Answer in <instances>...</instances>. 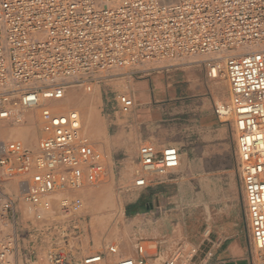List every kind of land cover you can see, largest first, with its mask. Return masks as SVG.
<instances>
[{"label": "built area", "instance_id": "built-area-1", "mask_svg": "<svg viewBox=\"0 0 264 264\" xmlns=\"http://www.w3.org/2000/svg\"><path fill=\"white\" fill-rule=\"evenodd\" d=\"M222 53L229 99L214 111L231 122L247 231L264 264V0H0V131L27 112L40 126L34 148L0 135V264H36L33 252L22 257V231L75 236L83 202L66 193L105 176L106 155L82 135L78 111L55 108L69 86L90 92L107 71L192 56L208 57L213 80L211 58ZM117 99L133 109L132 98ZM136 161L133 188L144 189L179 168L180 151L145 143ZM197 252L177 248L162 264H196ZM133 253L108 245L73 260L51 244L41 264L146 263L141 243Z\"/></svg>", "mask_w": 264, "mask_h": 264}, {"label": "rangeland", "instance_id": "rangeland-1", "mask_svg": "<svg viewBox=\"0 0 264 264\" xmlns=\"http://www.w3.org/2000/svg\"><path fill=\"white\" fill-rule=\"evenodd\" d=\"M203 59L207 57L192 56L145 66L152 71H160L182 61H193L185 66L197 65ZM133 72L132 68L107 71L90 92L83 86L74 87L92 113V133H84L83 119L81 129L83 135L105 153V176L92 187L66 193L81 197L83 202L81 210L74 215L77 234L61 238L45 233L40 237L37 232L22 231L25 240L21 247H28L21 251L23 258L33 252L36 264H41L45 252L53 244V247H63L74 260L101 252L108 245L117 246L120 250L121 245L127 242L134 248L137 243L144 246L147 253L145 264H162L177 248L182 247L186 251L192 247L188 237L194 234L201 239L204 232L207 235V231L220 229L230 222L235 223L240 232H247L230 120L221 121L224 120L222 118V131L210 138L202 136L193 121L179 122L169 118L151 125L140 123L132 112H122L117 102L119 95H125L123 92L131 82ZM176 73L181 79L185 76L183 70ZM212 83L214 111L216 106L227 103L229 99L223 70L222 77L212 80ZM95 89L98 93L93 95ZM79 114L82 117L81 111ZM6 132L7 127L0 131V135L6 137ZM37 139L36 135L34 146ZM145 143L157 148L169 145L179 149L180 166L162 183L151 181L147 188L135 189L137 153ZM163 185L169 188V198H161L156 193L157 188ZM100 189H105L104 194L98 193ZM93 191L95 199L91 196ZM107 195H110V204L100 207ZM94 239L102 240L97 248L93 247ZM86 242H89L88 246Z\"/></svg>", "mask_w": 264, "mask_h": 264}, {"label": "crops", "instance_id": "crops-1", "mask_svg": "<svg viewBox=\"0 0 264 264\" xmlns=\"http://www.w3.org/2000/svg\"><path fill=\"white\" fill-rule=\"evenodd\" d=\"M204 60L193 66H185L193 61H182L160 71H152L148 66L135 68L132 80L123 92L134 101L130 112L146 125L172 118L179 122L193 121L202 136L210 138L214 133L221 132L223 124L213 111L214 85L201 63ZM178 70L185 72L183 79L178 77ZM157 189L156 193L161 198H169L166 185ZM188 240L191 246L198 249L193 259L196 264H257V254L248 231L240 232L235 223L209 230L207 235L204 232L201 239L194 234Z\"/></svg>", "mask_w": 264, "mask_h": 264}, {"label": "bare ground", "instance_id": "bare-ground-1", "mask_svg": "<svg viewBox=\"0 0 264 264\" xmlns=\"http://www.w3.org/2000/svg\"><path fill=\"white\" fill-rule=\"evenodd\" d=\"M232 53H233V51L230 52V55H232ZM226 55H227L226 53H222V54L215 55L213 58H211V59H214V61H216V64H217L218 67L211 68L209 73L215 75L216 79L218 77L219 78L222 77V70H223V74L225 76V71H224V67H223L222 62H223L224 57ZM74 87H77V86L76 85H71V86L68 87L66 93L63 96V99L60 102H58V104H57V106L55 108L63 109V110H69V109L73 108L72 110H76V111H78V113L81 111V114H82L83 118L81 117L80 114H79V116H80V121H81V119H83V122H84V128H83L84 129V133L85 134H91L92 130H93V121H94L93 117H92V113L85 106V103H84L85 100L83 99L82 95L78 94L77 91L74 89ZM97 91L98 90L95 89L93 95L97 94L98 93ZM219 103H220V101L217 104H219ZM221 105H223V104H219V107ZM25 118L27 120L26 123L24 122L21 125H15V126L7 127L8 134H9L8 136H10L12 138H15V139H18V140L21 139L25 143L24 144L21 141L25 146L26 145L30 146V147H28V146H26V147L34 148L35 147L34 146V142L36 140V135H37V138L40 137V126H39V122H38L39 119H38L37 114L36 115L35 114H31L30 112H27L25 114ZM81 131H82V129H81ZM82 135H83V133H82ZM103 192H105V189H100L98 191V193L101 194V195H102ZM91 196H92V198L95 199L94 191L91 194ZM108 204H110V195H107L103 199L102 204H101L100 207L107 206ZM88 206H89V204H88ZM18 224H22V222H19ZM207 233H208V231H207ZM92 241H93V247L94 248H97V247H99L102 244V240H100V239H94ZM88 245H89V242H86V246H88ZM120 248H121L120 250L118 248L120 253H122L123 255L129 256V257H133L134 253H132V249H134V247L130 243L125 242V243H123L121 245Z\"/></svg>", "mask_w": 264, "mask_h": 264}]
</instances>
